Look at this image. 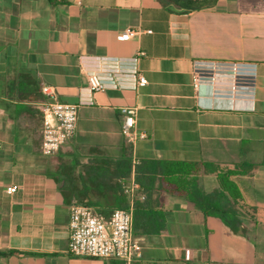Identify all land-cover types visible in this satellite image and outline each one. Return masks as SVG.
<instances>
[{"label":"crops","instance_id":"1","mask_svg":"<svg viewBox=\"0 0 264 264\" xmlns=\"http://www.w3.org/2000/svg\"><path fill=\"white\" fill-rule=\"evenodd\" d=\"M128 29L150 30L120 38ZM148 84L108 89L78 110L74 136L44 156L43 86L63 103L76 104L87 85L85 57H132ZM197 59L258 64L254 101L214 98L193 87ZM138 108L137 127L147 138L129 144L121 108ZM100 153L119 159L211 162L257 166L235 176L248 212L243 235L206 216L184 196L161 190L167 219L161 235H136L142 254L132 264H264V0H218L208 9L176 13L158 0H0V264H126L117 258L72 255L70 206L55 177L60 163L78 170ZM135 165V164H134ZM136 182L133 171L128 185ZM138 185V183L136 182ZM206 192L218 188L201 174ZM17 186L14 194L7 189ZM140 186L134 199L143 198ZM130 205L131 199L129 198Z\"/></svg>","mask_w":264,"mask_h":264},{"label":"built area","instance_id":"2","mask_svg":"<svg viewBox=\"0 0 264 264\" xmlns=\"http://www.w3.org/2000/svg\"><path fill=\"white\" fill-rule=\"evenodd\" d=\"M150 30L128 29L119 33L120 38H133ZM143 53L126 58L119 56L85 57L80 61L81 72L87 77V85L79 89L76 104L63 103L52 86H43L46 96L43 105V140L41 151L44 156H53L75 134L78 110L90 105L96 94L108 89L138 90L148 84L139 62ZM258 64L239 60L197 59L193 62V87L200 92L203 85L211 89L214 98L254 101L258 91ZM121 130L126 141L134 145L147 138L137 127L138 108H121ZM138 162L135 161L136 165ZM17 186L7 189L14 194ZM138 189L136 182L125 186L126 195L132 200L128 209H116L109 216L96 212L82 204L70 205L69 252L74 256L91 258H117L132 264L142 254V245L134 232L133 196Z\"/></svg>","mask_w":264,"mask_h":264},{"label":"trees","instance_id":"3","mask_svg":"<svg viewBox=\"0 0 264 264\" xmlns=\"http://www.w3.org/2000/svg\"><path fill=\"white\" fill-rule=\"evenodd\" d=\"M53 5L68 4L70 0H48ZM170 12L192 13L213 7L218 0H158ZM82 165L76 161L60 163L55 177L61 183L65 202L82 204L97 213L109 216L116 209H128L129 197L125 186L133 171L143 198L133 204L136 235H161L167 226L165 212L158 195L161 190L184 196L206 216L218 218L234 234L243 235V215L249 213L235 176H247L257 165L240 163L220 167L211 162L143 160L134 165L132 156L123 154L112 159L102 153ZM259 165H264V156ZM201 174H214L218 188L206 192L199 184Z\"/></svg>","mask_w":264,"mask_h":264}]
</instances>
